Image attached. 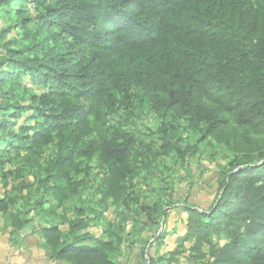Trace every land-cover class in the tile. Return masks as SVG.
<instances>
[{
	"label": "trees",
	"instance_id": "16d2710c",
	"mask_svg": "<svg viewBox=\"0 0 264 264\" xmlns=\"http://www.w3.org/2000/svg\"><path fill=\"white\" fill-rule=\"evenodd\" d=\"M0 20V214L12 230L35 211L53 260L117 264L124 228L104 213L134 203L162 240L173 193L143 204L132 182L155 158L197 151L181 145L184 122L232 159L213 203H183L176 249L148 264H264V0H0ZM143 100L160 121L154 143L135 121ZM100 223L106 240L88 232Z\"/></svg>",
	"mask_w": 264,
	"mask_h": 264
},
{
	"label": "rangeland",
	"instance_id": "374dc122",
	"mask_svg": "<svg viewBox=\"0 0 264 264\" xmlns=\"http://www.w3.org/2000/svg\"><path fill=\"white\" fill-rule=\"evenodd\" d=\"M5 26L6 23L3 20H0V30L2 28H5ZM148 107L149 105L146 100H143V102L138 103L135 106L134 112L135 115H137V119L135 121H138V125L142 126L140 131H144L146 143H154V139L156 138L154 132L159 126L160 121L155 116V114H153V112L149 110ZM179 135L183 140V142L181 143L182 146H193L195 145V143L198 146L197 151L186 157V160L188 162L190 161V163H188L190 167L188 168V165L185 167L184 165L186 160L180 161L174 153L170 154L167 157L153 159L148 166V174L146 175L147 179L143 178L144 173L141 172L142 174H140L132 182L134 187L132 189L133 192L131 193L136 197L138 196L141 203L149 205L157 203L158 205H160V203L164 201V192H174V190L179 192L180 188L186 186L187 184H193L194 179H197V182H195V187L199 188L200 186L204 185V183H206L204 182L206 178H211L207 184L208 192L211 193L213 191V198L216 197L218 184L220 182V174L223 171H226L229 160H231L232 157H229L228 152L222 146L212 148L209 146H205L204 144H198L197 140L199 138V135L194 132L192 133L191 130L187 127V124H185L184 122H182V125L179 127ZM49 151L47 153H49ZM212 168L217 169V172L219 171L220 174L218 176H214L215 172L211 173L213 171ZM187 169H189V171ZM98 175L99 174L97 173V170L95 168L92 173L86 178L84 192L82 193V200H88L91 191L93 190L92 188L96 180H98ZM43 177L44 175L42 172L36 173V175H29L27 177L26 182L28 183V185H30V188L25 189L23 191V194L27 195V192H30L31 195L30 199L28 200L29 203L27 202L28 206H26L25 209H29L31 207L30 205H32L34 201H37L40 198L43 187L38 181ZM79 177L81 178V176ZM215 189L216 192H214ZM0 192H2L1 184ZM197 192H199V190ZM94 200H98V197H95ZM23 202L25 201L23 200ZM170 204L172 206H166V209H164L165 212L168 209L171 210L173 208H180V206L178 205H182L183 203L181 201H171ZM18 206L23 207V203H20V205ZM94 206L96 205L94 204ZM96 207H91L89 211H96L98 209ZM139 207L140 206L131 203L128 207H123L121 212L118 211L120 212L118 215L112 213V210L114 212L117 207L107 210L104 215L105 218L107 216L106 219L108 221H116L117 224H121V226L124 228V231L122 232L123 236L132 238L137 237V239L141 240L140 244L144 250V248L148 244V240H150L149 238L153 236L152 239H154L155 241V238L158 236V234L156 232V227L154 228V230H151L152 227L146 226L140 222L144 216L139 211L141 210L139 209ZM31 212L32 213H30L27 218L33 219L32 223H36L40 227L45 221L42 218L36 216L34 213L35 211ZM101 225H103V223ZM62 228L66 229L67 226H63ZM102 229L105 228L102 227ZM161 232H165L164 223L161 225L159 234ZM147 259L144 258V264H148ZM181 262L182 264H187L184 259H182Z\"/></svg>",
	"mask_w": 264,
	"mask_h": 264
},
{
	"label": "crops",
	"instance_id": "0c3cea01",
	"mask_svg": "<svg viewBox=\"0 0 264 264\" xmlns=\"http://www.w3.org/2000/svg\"><path fill=\"white\" fill-rule=\"evenodd\" d=\"M188 163L190 161L186 160L184 166L186 167ZM187 170L189 171V169ZM212 170L211 173L215 172L214 176L220 174L219 171L217 172V169L212 168ZM210 179L206 178L204 180L206 183L199 188L195 187L197 179H194L193 184L181 186L182 188H180L179 192L174 190L171 200L174 202L181 201L192 207L196 206L207 209L215 199L213 198L214 195H212L213 191L211 193L208 192L207 184ZM198 190L199 192H197ZM214 192H216V189ZM1 194L2 192H0V196ZM186 219L187 214L182 213L179 208L168 209L165 212L164 219H162L165 226L164 238L162 240L150 243L152 237L149 238L150 240H148V244L143 250L140 244L141 240L137 239V237L123 236L118 253L112 256V259L117 264H144V258L149 255L154 262L157 261L159 257L176 249L178 237L185 233ZM145 221L146 219L143 217L140 222L145 225ZM101 224H98L95 228H89L88 232L106 240L103 234L105 229H102L105 226ZM38 228L39 226L36 223H31L22 229L12 230L8 222H6V218L0 214V264H66L51 258L44 246L42 237L38 233ZM151 230H154V227ZM185 246L188 247L189 245L185 244ZM156 264L163 263L156 262Z\"/></svg>",
	"mask_w": 264,
	"mask_h": 264
},
{
	"label": "built area",
	"instance_id": "2783aa9c",
	"mask_svg": "<svg viewBox=\"0 0 264 264\" xmlns=\"http://www.w3.org/2000/svg\"><path fill=\"white\" fill-rule=\"evenodd\" d=\"M160 230H161V229H160ZM160 230H159V231H160ZM153 242H154V239H152V240L150 241V243H153ZM145 258L147 259L148 256H146Z\"/></svg>",
	"mask_w": 264,
	"mask_h": 264
}]
</instances>
